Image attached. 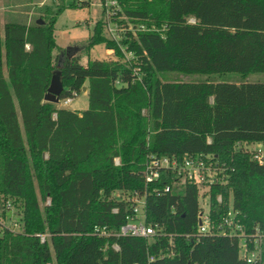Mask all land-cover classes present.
<instances>
[{"label":"trees","instance_id":"trees-1","mask_svg":"<svg viewBox=\"0 0 264 264\" xmlns=\"http://www.w3.org/2000/svg\"><path fill=\"white\" fill-rule=\"evenodd\" d=\"M121 4L120 23L146 28L127 31L117 43L96 21L80 47L104 44L114 54L86 63L58 46L55 24L63 10L87 7L89 0L62 1L55 12L47 7L42 22L7 21L3 36L0 24V197L21 209L13 217L20 230L5 227L0 235V264H249L240 258L239 236L195 234L194 184H175L169 170L146 184L144 173L152 154L212 155L227 179L211 190L212 220L232 205L247 233L264 232V163L240 146L264 142V83L166 77L264 72V0ZM55 72L64 86L60 99L87 86L86 109L45 100ZM35 182L41 199H50L43 209ZM167 184L171 192H154ZM135 190L148 191L147 221L161 233L94 234L96 226L118 229L125 222L130 204L113 194ZM43 235L49 238L42 241ZM149 255L156 261L149 263Z\"/></svg>","mask_w":264,"mask_h":264},{"label":"built area","instance_id":"built-area-1","mask_svg":"<svg viewBox=\"0 0 264 264\" xmlns=\"http://www.w3.org/2000/svg\"><path fill=\"white\" fill-rule=\"evenodd\" d=\"M95 2V1H91ZM96 3L101 6L104 25V34L117 43L123 39L127 31H132L135 35L138 30H144V25L133 26V24H122L120 20L123 15H119L122 4L121 0H97ZM126 18V17H125ZM128 20V18H126ZM194 21L193 19H191ZM112 54H114V50ZM122 50L127 59H133L131 52L126 51V47ZM73 97L65 98L64 104L71 103ZM257 149L251 150L253 158L259 163H264V142H256ZM247 144V143H245ZM246 151L250 149H245ZM116 164H119V158L115 159ZM163 170L172 171L175 175L174 183L181 185L185 182L194 184L198 189L199 210L197 214V226L195 234L200 235H237L240 238V258L249 264H264V232L258 228L253 233H247L244 224L240 218L238 210L234 209L232 205L228 210L222 214L221 218L214 222L211 217V190L215 185H222L227 183V179L223 173V169L218 165L217 160L212 155H186L181 159L169 156L150 155L145 165V182L146 184L153 183L159 179ZM171 185L167 184L162 190L155 188L154 192L157 194L171 192ZM148 191L143 192L135 190L133 192L116 191L113 197L117 200L128 202L131 211L126 215L125 222L118 228L112 229L109 227L94 228L93 233L99 236H133L150 238L156 235L159 231L158 225H154L147 221V204ZM224 198L221 193L217 195V201L223 202ZM50 201L48 200V204ZM10 210V208H7ZM118 208H114L117 212ZM8 218L9 222L1 223L5 228L16 231L20 230V224L13 219L12 213L4 216L0 210V222ZM161 233V232H160ZM42 241L46 239L42 236ZM113 247L119 250V245L114 244ZM174 255L173 250L167 254H161L158 258L164 259L166 256ZM155 255H149L148 262L156 261Z\"/></svg>","mask_w":264,"mask_h":264},{"label":"rangeland","instance_id":"rangeland-1","mask_svg":"<svg viewBox=\"0 0 264 264\" xmlns=\"http://www.w3.org/2000/svg\"><path fill=\"white\" fill-rule=\"evenodd\" d=\"M69 0H0V24L2 28V36L4 25L7 21L13 22H29L35 23L39 20V17L45 16V9L50 7L52 12H55L57 5ZM90 5L80 9L66 8L58 16L55 24V38L58 46L62 48H67L69 46H85L93 32V26L96 21L103 19L102 9L97 0H89ZM91 1H95L94 3ZM86 20L88 24H86ZM111 49H107L104 44H98L92 47L89 51L80 50V55L82 62L86 63L88 59H102L110 56L107 54ZM57 53V52H56ZM112 53V50L111 52ZM167 78L181 80L185 82H230V83H264V72H255L249 74H242L239 72H226V73H213V74H184V73H169L166 74ZM64 99H60L56 105L58 107H67L72 110H77L78 108L88 107L89 98L83 92L74 95L71 103L64 104ZM87 104V105H86ZM244 150L250 149L256 150L257 143L242 144L240 145ZM36 184V182H35ZM36 190L39 197L41 208H44L45 203L41 199V194L39 189ZM10 208V212L5 210ZM0 210L3 212L4 216L10 215L15 217L18 214L20 215L21 209L16 203L11 199L4 196L0 197ZM1 220V218H0ZM8 223L9 220L6 217L0 222V235L3 234L4 227L1 223ZM46 238H49L48 235H45ZM42 238V237H41ZM55 263V259L53 261Z\"/></svg>","mask_w":264,"mask_h":264},{"label":"water","instance_id":"water-1","mask_svg":"<svg viewBox=\"0 0 264 264\" xmlns=\"http://www.w3.org/2000/svg\"><path fill=\"white\" fill-rule=\"evenodd\" d=\"M39 22H42L39 20ZM82 49L80 46H69L66 48V53L71 56V54H76ZM63 83L60 79V72H55L52 76V80L50 83V86L48 88V92L45 95V100L58 103L60 101V95L61 92L63 91ZM83 91L87 90V86H84L82 88ZM190 264V263H189Z\"/></svg>","mask_w":264,"mask_h":264},{"label":"crops","instance_id":"crops-1","mask_svg":"<svg viewBox=\"0 0 264 264\" xmlns=\"http://www.w3.org/2000/svg\"><path fill=\"white\" fill-rule=\"evenodd\" d=\"M25 23H28L29 24V22H25ZM107 51H109V52H111V50H107ZM107 53V54H109V55H112V53ZM87 96H88V89L86 90V91H83ZM87 105V104H86ZM87 107H82V108H78L77 110H84V109H86Z\"/></svg>","mask_w":264,"mask_h":264}]
</instances>
